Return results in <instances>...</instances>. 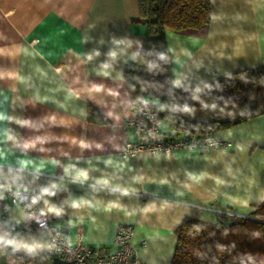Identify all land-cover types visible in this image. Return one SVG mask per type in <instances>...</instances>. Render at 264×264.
<instances>
[{"label": "clouds", "instance_id": "1", "mask_svg": "<svg viewBox=\"0 0 264 264\" xmlns=\"http://www.w3.org/2000/svg\"><path fill=\"white\" fill-rule=\"evenodd\" d=\"M0 264H264V0H0Z\"/></svg>", "mask_w": 264, "mask_h": 264}, {"label": "crops", "instance_id": "2", "mask_svg": "<svg viewBox=\"0 0 264 264\" xmlns=\"http://www.w3.org/2000/svg\"><path fill=\"white\" fill-rule=\"evenodd\" d=\"M49 19L51 20V19H53V17H50ZM46 23H48V21H46ZM143 27H144V26H143V25H141V28H143Z\"/></svg>", "mask_w": 264, "mask_h": 264}]
</instances>
